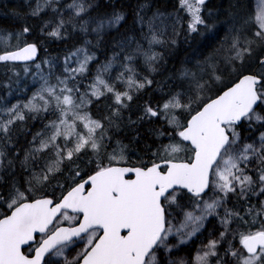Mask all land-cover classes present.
Listing matches in <instances>:
<instances>
[{
  "label": "snow or ice",
  "instance_id": "obj_1",
  "mask_svg": "<svg viewBox=\"0 0 264 264\" xmlns=\"http://www.w3.org/2000/svg\"><path fill=\"white\" fill-rule=\"evenodd\" d=\"M0 264H264V0L0 5Z\"/></svg>",
  "mask_w": 264,
  "mask_h": 264
},
{
  "label": "trees",
  "instance_id": "obj_2",
  "mask_svg": "<svg viewBox=\"0 0 264 264\" xmlns=\"http://www.w3.org/2000/svg\"><path fill=\"white\" fill-rule=\"evenodd\" d=\"M4 3H6L9 8H11V7H15L17 4L21 3V0H0V5H2ZM53 47L55 48L56 45H53ZM183 55H184L183 52L179 53L180 57H182Z\"/></svg>",
  "mask_w": 264,
  "mask_h": 264
},
{
  "label": "rangeland",
  "instance_id": "obj_3",
  "mask_svg": "<svg viewBox=\"0 0 264 264\" xmlns=\"http://www.w3.org/2000/svg\"><path fill=\"white\" fill-rule=\"evenodd\" d=\"M253 6H255V0H253Z\"/></svg>",
  "mask_w": 264,
  "mask_h": 264
}]
</instances>
